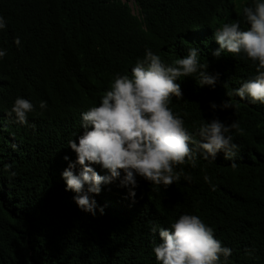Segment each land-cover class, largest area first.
Returning <instances> with one entry per match:
<instances>
[{"label": "trees", "instance_id": "trees-1", "mask_svg": "<svg viewBox=\"0 0 264 264\" xmlns=\"http://www.w3.org/2000/svg\"><path fill=\"white\" fill-rule=\"evenodd\" d=\"M129 1L0 0V49L7 50L0 58V264H159V233L150 229L170 228L182 214L198 215L232 250L221 264H264V104L234 94L255 77L257 62L243 53L213 55L214 31L237 21L246 30L243 8L255 0H132L135 12ZM192 47L218 81L201 87L196 74L180 77L183 99L169 107L194 136L204 120L237 122L236 167L222 152L214 162L198 157L195 168L176 169L190 183L182 177L164 189L137 177L133 203L117 181L90 194L103 215L82 211L61 175L76 160L68 142L78 143L81 114L99 105L117 74L131 78L146 49L172 65ZM17 97L34 106L26 125L8 115ZM228 99L233 108L210 107Z\"/></svg>", "mask_w": 264, "mask_h": 264}, {"label": "clouds", "instance_id": "clouds-1", "mask_svg": "<svg viewBox=\"0 0 264 264\" xmlns=\"http://www.w3.org/2000/svg\"><path fill=\"white\" fill-rule=\"evenodd\" d=\"M243 15L249 25L246 30H242L237 21L224 23L214 31L219 48L213 55L220 57L225 51L243 53L257 62L255 77L244 81L234 94L252 104H264V0L245 6ZM5 27L6 22L0 16V30ZM14 42L19 46V37ZM6 54L7 50L0 49V58ZM199 55L200 50L192 47L186 56L166 65L159 55L146 49L144 57L131 68V78L117 74L99 105L81 114L83 132L78 143L73 139L68 142L76 153V160L69 161L61 174L65 190L76 194L73 200L78 208L93 216L97 212L103 215V207L98 206L90 194L98 195L104 185L117 181L118 187L127 189L124 198L133 203L139 186L137 177L164 189L180 182L182 177L190 183L191 175L176 169L179 165L195 168L198 157L214 162L222 152L224 159L232 161V167H236L234 158L240 146L233 142L231 132L239 130L237 122L225 125L218 118L204 120L194 136L185 127L184 119L169 107L173 98L183 99L181 85L177 82L180 77L196 74L199 86L215 87L219 73H209L208 64H201ZM39 106L45 109L47 102L41 101ZM210 107L234 106L228 99L220 105L210 102ZM33 111L29 100L17 97L8 115L14 113L16 122L26 125L28 114ZM94 164L106 169L107 174H98L91 166ZM77 165L80 166L78 173L73 171ZM8 167L10 169L11 165ZM11 175L15 176V172ZM204 181L215 191L216 185L209 176L205 175ZM150 230L159 233L160 242L153 249L159 264H221V258L227 262L232 254L198 215L182 214L170 228L153 225Z\"/></svg>", "mask_w": 264, "mask_h": 264}, {"label": "rangeland", "instance_id": "rangeland-1", "mask_svg": "<svg viewBox=\"0 0 264 264\" xmlns=\"http://www.w3.org/2000/svg\"><path fill=\"white\" fill-rule=\"evenodd\" d=\"M128 4H129V6H130V8H131V11H132V12H135L136 7H135V4L133 3V1L130 0V1L128 2ZM231 7H232V6H231Z\"/></svg>", "mask_w": 264, "mask_h": 264}]
</instances>
